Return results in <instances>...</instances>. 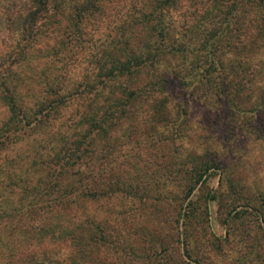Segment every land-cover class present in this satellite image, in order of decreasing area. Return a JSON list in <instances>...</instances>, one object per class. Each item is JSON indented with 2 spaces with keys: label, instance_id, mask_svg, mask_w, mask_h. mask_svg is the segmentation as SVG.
I'll use <instances>...</instances> for the list:
<instances>
[{
  "label": "trees",
  "instance_id": "obj_1",
  "mask_svg": "<svg viewBox=\"0 0 264 264\" xmlns=\"http://www.w3.org/2000/svg\"><path fill=\"white\" fill-rule=\"evenodd\" d=\"M184 1L201 0H10L1 28L18 38H8L9 46H4L10 51L0 54V104L7 113L0 122V150L12 151L40 132L47 134L50 145L38 155L36 140L32 141L37 185L28 181L31 177L12 175L25 194L36 188L33 199L21 202V227L31 230L39 224L35 216L42 215L54 217L64 229L67 221L80 233H88L90 227L98 232L100 222L94 225L85 207L91 199L113 195L115 190L107 193L108 185L117 192L128 182L127 172L133 174L122 168L126 158L117 163L121 156L114 150L118 134L137 138L136 127L130 126L158 134L172 119L181 118L190 103L207 106V94L223 106L230 105L235 92L247 89L251 96L259 93L256 100L264 107V70L254 63V39L232 44L227 60L220 59V36L227 25L202 30L203 36L197 31L199 40L185 39L187 28L196 26L169 21L174 11L183 14ZM202 15L201 11L198 18ZM252 31L264 50V24ZM44 52L49 55L39 56ZM22 85L31 93L29 106L18 90ZM60 118L65 130L52 144L50 128ZM104 159L121 167L118 175L106 169V184L100 167ZM198 173L193 170L187 178L188 195ZM42 226V233L51 227L41 230ZM87 240L107 241L90 235Z\"/></svg>",
  "mask_w": 264,
  "mask_h": 264
},
{
  "label": "rangeland",
  "instance_id": "obj_2",
  "mask_svg": "<svg viewBox=\"0 0 264 264\" xmlns=\"http://www.w3.org/2000/svg\"><path fill=\"white\" fill-rule=\"evenodd\" d=\"M9 2L0 0L1 55L10 51L4 46H9L7 41L18 38L1 28ZM210 3L184 1L183 14L174 11L169 21L185 28L196 26L184 34L191 40L200 39L194 36L197 31L203 36L202 30L226 24L218 57L227 60L232 44H247L248 37L255 41L254 63L264 70V50L252 33L253 27L264 24V0ZM32 53L28 49L27 54L33 57ZM34 76L32 81L37 82ZM23 87L18 90L29 106L31 93ZM256 94L237 91L230 105L223 106L207 94V106L190 103L181 118L172 119L158 134L145 132L141 125L130 126L136 127L137 138L118 134L114 150L121 157L117 163L126 158L122 168H130L133 174L127 172L128 182L117 187V192L108 185L107 193L115 190L113 195L88 201L85 209L94 225L100 222L98 232L90 227L88 233H80L67 221L62 223L64 229L54 217L42 215L35 216L39 224L31 230L21 227V202L33 199L36 188L25 194L20 182L11 178L31 177L28 181L37 185L31 163L36 150L31 145L36 140L37 154L45 152L50 147L47 134L34 133L12 151L0 150V264H264V107H259ZM4 109L0 104V122L7 115ZM63 121L60 118L50 128L52 144L65 130ZM117 163L101 161L105 184L109 168L119 174ZM95 165L93 160L91 170L95 171ZM193 170H199V177L189 184L188 195L187 178ZM42 224L41 230L51 227L42 233ZM88 235L107 241L93 242L87 240ZM74 240H78L76 245Z\"/></svg>",
  "mask_w": 264,
  "mask_h": 264
}]
</instances>
